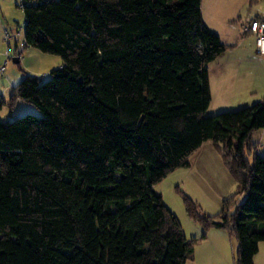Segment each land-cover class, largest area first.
Returning a JSON list of instances; mask_svg holds the SVG:
<instances>
[{
  "label": "trees",
  "instance_id": "obj_1",
  "mask_svg": "<svg viewBox=\"0 0 264 264\" xmlns=\"http://www.w3.org/2000/svg\"><path fill=\"white\" fill-rule=\"evenodd\" d=\"M20 4L24 48L61 66L44 82L25 74L8 103L0 97V109L21 101L41 113L0 122V264H186L198 240L153 186L189 167L206 141L245 200L215 221L182 195L185 215L201 240L231 232L236 264H253L264 242V159L250 166L244 149L264 129V98L204 115L207 66L229 47L204 24L201 0Z\"/></svg>",
  "mask_w": 264,
  "mask_h": 264
},
{
  "label": "rangeland",
  "instance_id": "obj_2",
  "mask_svg": "<svg viewBox=\"0 0 264 264\" xmlns=\"http://www.w3.org/2000/svg\"><path fill=\"white\" fill-rule=\"evenodd\" d=\"M204 1L205 8L209 9L210 1ZM221 4V11L218 12V15L221 14L222 17H226L230 21L227 23V27L222 30L221 22L217 24L218 21H215L214 26L216 30L229 36L230 40L235 35L237 27L246 26L249 21L256 18L264 20V0H222ZM0 27L10 37L8 46L5 40L3 43L4 56L0 68L3 67V70L13 72L15 84H18L21 80L19 78L25 74L35 76L44 82L48 79L50 71L60 66L61 60L58 56L44 54L29 47L24 48V15L20 0H0ZM6 50L9 53L8 59L5 55ZM15 57H19L17 64L12 60ZM25 58L26 60H24ZM40 58L42 63H40ZM6 102L8 103V100ZM25 105L31 110L19 117L25 115L41 117V113L33 105L28 103ZM221 107L220 104L207 107L204 114L208 117L240 109L238 107L218 109ZM19 109L20 106L13 105L11 107L9 104H5L0 109V122L12 121L14 119L12 114L17 113ZM204 143L188 158L189 167L174 170L153 186L154 193L161 196L164 205L174 214L178 222H181L184 235L188 240H198L203 231L198 224L187 220L191 221L189 223L198 231H202L198 236V233L193 232L185 223H182L187 217L182 195L195 202L202 215L215 221L223 215L231 214L234 204H241L245 200L244 194H238V184L230 173L223 154L215 149L211 141ZM220 148L222 147L220 146ZM244 156L250 166L253 164L255 156L264 159V129H258L251 133L249 146L244 149ZM226 204L229 205L225 207ZM212 231H214L212 232L214 236H211V240L196 243L193 255L188 258L186 264H208L204 255L212 241L215 245L213 250L215 264H236L238 243L235 236L228 230L215 229ZM205 237H207V232H205ZM252 263L264 264V242L258 244V251L253 256Z\"/></svg>",
  "mask_w": 264,
  "mask_h": 264
},
{
  "label": "crops",
  "instance_id": "obj_3",
  "mask_svg": "<svg viewBox=\"0 0 264 264\" xmlns=\"http://www.w3.org/2000/svg\"><path fill=\"white\" fill-rule=\"evenodd\" d=\"M209 1L210 8L206 9L205 1L201 0L200 9L202 20L207 28L219 37L222 44L229 48L207 66V79L211 95L208 107L216 106V104L222 106L218 109H230L231 107V109H234L235 107L241 109V107L244 108L251 106L264 98V56L260 58L257 57L254 46V37L250 34L244 35V26H239L235 29V35H233L232 40H230L229 36L223 34L224 32L216 30L214 26L215 21H218L217 24L219 22L222 23V26H220L222 30L224 27H227V23L230 20L226 17H222L221 14L220 16L218 15V12L221 11L222 0ZM3 43L4 30L0 27V63L4 56ZM41 58L40 63H42ZM24 60H26V58ZM22 78L23 77L21 76L19 79L22 80ZM15 83L13 72L10 70H3V73L0 75V97L5 102L9 100L13 88L17 85ZM25 104L27 103L17 101L15 105L20 106V109L17 113L15 112V114H12L13 118L19 117L23 115V113H27V111L31 110ZM187 220L189 219L185 217V221L182 223H185L188 228L193 230V232L195 231V233H198V236L201 235L202 231H198V229L189 223L191 221ZM179 223L183 230L180 221ZM212 230L215 229L208 230L207 237H205L204 240L199 238L197 244L200 242H207L209 239L211 240L214 236V233H212L214 231ZM209 244L211 246L208 245L204 256L206 257L208 264H215V261L213 260V250L215 248L214 241H212V244Z\"/></svg>",
  "mask_w": 264,
  "mask_h": 264
},
{
  "label": "built area",
  "instance_id": "obj_4",
  "mask_svg": "<svg viewBox=\"0 0 264 264\" xmlns=\"http://www.w3.org/2000/svg\"><path fill=\"white\" fill-rule=\"evenodd\" d=\"M243 32L248 33L254 37V46L257 57L264 56V20H254L251 23H248L246 26L243 27ZM9 35L4 32V40L6 45L9 44ZM5 55L7 59L9 58L8 50L5 51ZM3 72V67L0 68V74Z\"/></svg>",
  "mask_w": 264,
  "mask_h": 264
},
{
  "label": "water",
  "instance_id": "obj_5",
  "mask_svg": "<svg viewBox=\"0 0 264 264\" xmlns=\"http://www.w3.org/2000/svg\"><path fill=\"white\" fill-rule=\"evenodd\" d=\"M12 60H13V63H16V64L19 63V59L17 57L13 58Z\"/></svg>",
  "mask_w": 264,
  "mask_h": 264
}]
</instances>
